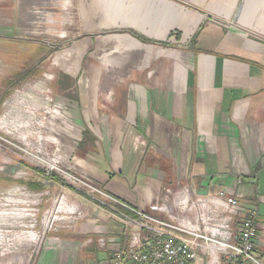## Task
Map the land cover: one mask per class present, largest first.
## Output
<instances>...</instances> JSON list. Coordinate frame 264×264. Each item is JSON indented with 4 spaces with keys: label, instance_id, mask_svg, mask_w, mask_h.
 Segmentation results:
<instances>
[{
    "label": "crops",
    "instance_id": "0c3cea01",
    "mask_svg": "<svg viewBox=\"0 0 264 264\" xmlns=\"http://www.w3.org/2000/svg\"><path fill=\"white\" fill-rule=\"evenodd\" d=\"M127 4L134 7L130 19L98 22V28H114L115 34L86 39L80 48L99 56L95 74L92 63L82 65L88 71L80 85L79 114L86 125L96 124L99 136L95 152L79 158L80 169L110 197L163 219L155 192L185 185L191 173L194 193L239 196L243 213H257L256 255L264 262V0ZM45 83L8 101L9 118L21 109L23 126L0 125V131L45 132L48 156L61 166L62 150L71 149L66 138H74L78 127L41 94ZM44 112L51 114L48 124ZM37 145L31 148L42 150ZM14 173L0 174L1 181L16 180ZM29 176L24 186L8 190L0 210V264H114V254L128 244L125 225L81 200L75 203L85 218L68 222L69 228L41 243L48 193L40 191L39 177ZM30 193L43 195L35 200ZM58 209L77 214L76 205L59 201L45 213L46 224L71 219L55 218ZM37 245L39 250L27 253Z\"/></svg>",
    "mask_w": 264,
    "mask_h": 264
},
{
    "label": "rangeland",
    "instance_id": "374dc122",
    "mask_svg": "<svg viewBox=\"0 0 264 264\" xmlns=\"http://www.w3.org/2000/svg\"><path fill=\"white\" fill-rule=\"evenodd\" d=\"M129 9L134 7L128 5L127 0H0V125L9 124L12 130H19L23 126L21 109H15L9 118L12 111L11 108L5 109V106L7 107L8 101L14 95L33 94L36 88L40 90L36 85L44 84L48 80L46 89L45 86L41 87V94H47L53 108L61 107L62 116L66 119L69 117L71 124L78 127L74 138L62 133L68 137L66 139L71 149L62 150L63 153L59 156L63 158L61 166H53L56 161V158H53V167L48 169L40 165L39 160L34 161V156L49 158L45 146L48 144V135L45 132L24 135L22 130L11 133L0 131V174L15 172L16 179L6 178L1 181L0 178V187H3L0 188V210L5 207L4 200L10 197L7 196L11 194L8 190L14 189V186L21 187L30 179L29 175L32 176L31 180L39 177L44 183L40 191L48 193L42 203L43 217L39 231L41 243L50 233L65 231L69 223L75 221L74 216V220H71L72 217L63 214L59 208L55 218L61 216L62 219H71L53 220L50 225L46 224L45 213L54 210L59 201H66L71 206L79 205L75 203L76 199L94 207L100 205L96 199L89 196L95 197L90 193L89 186L74 185L70 179L72 176L91 179L82 172L78 163L83 154L95 152L99 136L95 123H83L78 105L80 85H83L88 71L86 69L84 72L82 65L92 63V71L95 74L99 56L96 52L84 53L80 48L86 39L96 40L105 34H115L114 28H98V22L104 18L107 22L112 21L115 16L119 21H125V17L128 20L131 16ZM1 87H5L3 93ZM43 115L45 123L48 124L51 114L44 112ZM20 116L21 125H18ZM34 144H38V148L40 145L42 150L31 148ZM10 167L14 170H8ZM51 168L54 170L50 171ZM106 203L110 207L116 206L113 201ZM8 222L9 220L6 221ZM40 247L30 246L27 253L32 255Z\"/></svg>",
    "mask_w": 264,
    "mask_h": 264
},
{
    "label": "built area",
    "instance_id": "2783aa9c",
    "mask_svg": "<svg viewBox=\"0 0 264 264\" xmlns=\"http://www.w3.org/2000/svg\"><path fill=\"white\" fill-rule=\"evenodd\" d=\"M53 158L34 161L39 160L48 169L56 166L51 165ZM192 177L189 174L187 183L178 185L177 189L166 187L161 194L155 192L164 219L119 202L94 186L89 178H69L74 185L89 186L95 197L89 196L100 204L96 207L106 209L125 225L128 244L114 254V264H264L256 255L257 213H243L239 196L225 191L214 196L194 193ZM42 195L30 193L35 200ZM106 201H113L133 215L122 213L116 206H107ZM75 211L77 214H72L75 222L85 218L78 207ZM99 243L102 247L106 245L104 239Z\"/></svg>",
    "mask_w": 264,
    "mask_h": 264
},
{
    "label": "bare ground",
    "instance_id": "6f19581e",
    "mask_svg": "<svg viewBox=\"0 0 264 264\" xmlns=\"http://www.w3.org/2000/svg\"><path fill=\"white\" fill-rule=\"evenodd\" d=\"M35 157V159H39V160H44L45 161V159H43V158H41V157H37V156H34ZM56 166H57V164L56 163H54Z\"/></svg>",
    "mask_w": 264,
    "mask_h": 264
},
{
    "label": "trees",
    "instance_id": "16d2710c",
    "mask_svg": "<svg viewBox=\"0 0 264 264\" xmlns=\"http://www.w3.org/2000/svg\"><path fill=\"white\" fill-rule=\"evenodd\" d=\"M141 40H144V39H141Z\"/></svg>",
    "mask_w": 264,
    "mask_h": 264
}]
</instances>
